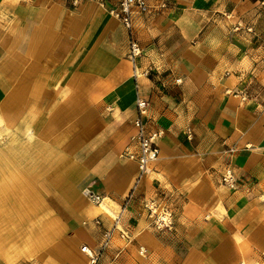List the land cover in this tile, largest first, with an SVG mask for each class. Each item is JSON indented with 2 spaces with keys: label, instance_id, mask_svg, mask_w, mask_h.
<instances>
[{
  "label": "crops",
  "instance_id": "1",
  "mask_svg": "<svg viewBox=\"0 0 264 264\" xmlns=\"http://www.w3.org/2000/svg\"><path fill=\"white\" fill-rule=\"evenodd\" d=\"M119 1L0 0V152L26 140L48 199L72 202L69 264H88L79 244L101 250L97 264H264V0H145L131 10L133 60L111 12ZM137 97L146 130L161 131L142 175L123 156L136 149ZM227 169L234 187L221 181ZM24 191L0 173L7 239L53 240ZM150 202L171 212L168 228L155 227Z\"/></svg>",
  "mask_w": 264,
  "mask_h": 264
},
{
  "label": "rangeland",
  "instance_id": "2",
  "mask_svg": "<svg viewBox=\"0 0 264 264\" xmlns=\"http://www.w3.org/2000/svg\"><path fill=\"white\" fill-rule=\"evenodd\" d=\"M26 142L27 141L24 140L21 144L17 141L16 146L12 147L11 154L8 153L9 155L0 152V173L6 172L9 180L11 174H17L20 177V180H22L26 187V191L24 192L29 190L32 194L36 195L35 199L39 209L35 219L33 218L31 222L48 220L47 227L51 229L55 228L57 234L53 240H46L34 247L31 246L30 241L27 240L28 234L25 236L23 234H16L17 237L14 235L11 239H7L11 224L4 219L5 213H2L4 210L0 209V255L5 258L8 264H69L66 258H64L63 253L67 248L66 243L75 234L74 230L76 226L79 225L78 222L74 221L73 214L69 210L70 203L72 202H70V200L48 199L51 198L48 193L52 192L50 189L52 186L40 185L41 181L45 184L47 180L45 176L41 178L40 175L42 172H46V169L42 168L43 164L39 161L41 154L27 151L28 145ZM0 146L3 147V143H0ZM37 181L38 183H36ZM60 189L61 193L65 192L64 186H61ZM71 193L74 192L72 191ZM76 193L75 195H78V193ZM81 198H84L82 194ZM86 201L88 202L89 200ZM90 203L93 204L92 202ZM163 208L164 207L155 206L154 211L156 214L160 215L162 214ZM5 209H7L6 211L8 212L11 210L9 205H7ZM90 222L95 224L94 220ZM88 223L89 220L83 222L82 225H88ZM80 246L83 245L79 244V251H81ZM87 261H89V259ZM87 263L89 264V262Z\"/></svg>",
  "mask_w": 264,
  "mask_h": 264
},
{
  "label": "built area",
  "instance_id": "3",
  "mask_svg": "<svg viewBox=\"0 0 264 264\" xmlns=\"http://www.w3.org/2000/svg\"><path fill=\"white\" fill-rule=\"evenodd\" d=\"M103 1V0H99ZM134 7L145 8V0H120L118 5L111 10L112 14L118 18L128 31V57L134 59L141 54V48L132 35L131 27V10ZM148 103L143 98L137 97L135 101L136 116L133 119L134 132L130 139L136 145V149H131L127 146L123 152V156L137 161L140 175L146 173L149 169L151 162L155 161L159 154V148L157 140L161 135V131L148 132L146 130L143 116L146 113ZM221 181L229 187L235 186V177L231 169L225 170L221 176ZM84 196L92 203L99 204L102 197L89 189L83 190ZM155 205L150 202L145 205L147 214L153 220V224L157 229L168 228L171 224L172 214L168 209L162 210V214H156ZM110 233L105 232L103 243L106 245L107 239H109ZM140 253H144V248L140 246ZM81 252L88 256L89 264H96L100 257V250L93 252L87 245L81 246Z\"/></svg>",
  "mask_w": 264,
  "mask_h": 264
},
{
  "label": "bare ground",
  "instance_id": "4",
  "mask_svg": "<svg viewBox=\"0 0 264 264\" xmlns=\"http://www.w3.org/2000/svg\"><path fill=\"white\" fill-rule=\"evenodd\" d=\"M99 207L104 210V211H108L107 206L105 204L104 201L100 202ZM112 214V213H111ZM55 236V233L53 232H42V233H38V234H34L31 237V240L34 241H41V239H50L51 237ZM81 247V246H80Z\"/></svg>",
  "mask_w": 264,
  "mask_h": 264
}]
</instances>
